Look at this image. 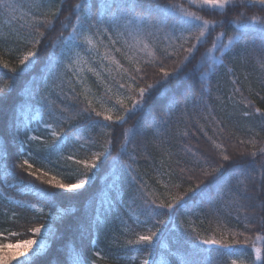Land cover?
I'll return each instance as SVG.
<instances>
[{
  "label": "snow or ice",
  "instance_id": "snow-or-ice-1",
  "mask_svg": "<svg viewBox=\"0 0 264 264\" xmlns=\"http://www.w3.org/2000/svg\"><path fill=\"white\" fill-rule=\"evenodd\" d=\"M97 2L99 7L95 13L91 10V0H85V3H77L72 9V13L61 21L59 19L62 14L61 6L65 4V0H59V5L56 7L52 6L51 0H41L40 3L30 5V11L22 13L19 18L15 17V13L19 9L14 0H0V13L9 17L6 22L8 32L5 33L0 29V39L5 41L13 39L26 46H31L19 60V63L24 65V69L21 71L30 69L39 60L37 46L46 39V32L41 29L51 32L56 29L57 22L60 24L59 34L49 41L51 52L41 77L43 89L32 92V96H39L41 102L42 110H37V116L42 120L44 110H46L56 122L55 124L44 123V128L51 130L52 143L47 145V150L50 153H59L73 138L76 143L82 139L76 135L72 128L68 131H64L63 128L57 131L56 128L59 125L65 123L71 125L72 121L79 118L85 119L88 128H95L101 124L105 128H111L113 124H126L129 114L140 111L146 106L145 97L146 94L150 95L151 90L159 87L167 88L170 81L173 80H190L206 64L209 65L210 71H214L219 66L227 67V57L235 55L241 44L246 45L249 36L260 39L258 47L262 55L257 57V63L262 72L259 86L260 90L264 91V16L249 15L246 11L248 8L257 7L264 10V0H188L191 7L225 17L220 20L207 19L198 12L186 8L182 3L161 4L159 0H97ZM45 6H47L46 10L40 11ZM31 9H36V14H33ZM237 9L244 10H240L237 15L228 19L227 13ZM73 15L74 22L70 23ZM15 19L23 21L17 28L12 27ZM225 23L234 26L233 33L229 35L224 31L216 32L211 47L200 54V59L195 67L185 73L184 69L192 60L196 59L199 48L207 44L215 29L222 28ZM65 31H67V35L64 34ZM248 51L249 49L245 48V52ZM121 60L125 61L129 67H125ZM166 61H171V65H166ZM3 68H9L7 62L3 63ZM228 70L233 73V84H238L239 81L235 77L234 70L231 67ZM10 71L16 73L17 70L11 68ZM150 73L153 79L151 83H147ZM181 73H184L183 76ZM89 74L100 83H104V75L116 81L118 89L128 93L132 100L131 107L127 106L124 100L119 98L118 94L107 85H105L104 95L95 97L87 82ZM202 75L206 79L209 73ZM125 76L132 82L131 84L120 82ZM141 82H143V86L135 87ZM65 84L72 86L70 94L63 92ZM77 85L81 89L79 92L76 91ZM208 90L202 87V91ZM3 91L4 89L0 88V93ZM233 91L234 93L239 92L241 96L240 101H236L233 96L228 97L233 105L241 103L250 109V111L243 112L245 118L250 119L258 113L261 117L260 127L264 128V110L255 107V101L249 96H244L239 87L234 88ZM249 93L251 95V88ZM255 95L264 100V96H261L260 92H256ZM112 97H116L114 102ZM56 100L68 102L69 106L57 110ZM109 103H113V108L107 107ZM97 104L101 110H97L95 106ZM113 109H120L123 114L113 116L111 114ZM233 115L229 114V118H232ZM213 121L216 125L213 131L218 134L219 140L207 136V132L201 125L199 130L207 137L210 149L204 155L187 149L191 153L190 163L193 166L180 167L179 172L176 173V179L179 181H184L185 175L189 174L187 175L188 182L192 183L194 175L198 182L181 192L183 184L173 182L171 177L175 170H170L166 173L169 176V182L163 185L165 189L163 195L167 201L165 202L154 191H149L147 182L139 179L138 174L132 175L133 183L129 203L125 204L124 190L119 189V204L128 211L130 218L137 225L164 224V221L158 220L157 217L166 212L167 222L174 228L183 225L185 239L203 251H208L203 247L207 245L218 246L227 253L243 252L249 245V237L243 232L233 233L234 237L243 236V240L233 239L230 242H225L218 239H201L200 234L195 231V221L192 218L177 224V218L182 211H194L204 204L209 205L206 212L219 219V210L215 203L218 198L222 199L219 196L220 187L236 177L235 188L234 190L229 189L230 200L225 207H234L238 213H243L245 229H251L257 225L264 229V214L257 215L255 211H248L250 208L264 211V141L260 142L259 147H257L255 137L247 142L243 140L232 142V135L226 132L227 125L222 127L221 122L216 121L214 117ZM106 122H112V124ZM27 126L26 124L25 127ZM131 131L132 129L125 130V139L120 144L119 153L114 158V163L119 159L120 153L128 152V145L131 142L128 133ZM136 132L140 134V129L137 128ZM182 135L187 136L188 133L183 132ZM257 135L259 134L257 133ZM39 139V137H29V141ZM25 143L26 141L20 140L22 147ZM246 143L251 145L252 151L240 150V146ZM80 146L84 147L83 144ZM102 149V151L91 152L90 161L88 159L76 160L74 155L60 157V159L82 166L81 168H70L66 172L68 177H75L74 182L65 183L55 176L49 178L47 172L37 175L32 171L29 173L31 176L49 185L50 188H35L34 185H25V188L35 189L36 195L48 203H54L56 198L65 195H81L82 191L87 190L85 186L90 185V181L95 175L93 169H97V162L101 160V157L110 154L112 141H106ZM230 151L232 155L228 154ZM31 154V152L27 153L29 156ZM225 162L229 164L228 168H225ZM25 165H28L29 169L31 168L28 160H23L15 167L23 169ZM177 165L179 167V162ZM125 168L129 170L130 175L135 172L131 164H125ZM209 177L213 179L204 183V180ZM113 186L115 187V185ZM173 189L177 194H172ZM214 191L217 193L215 197L213 196ZM137 201L139 202L137 208L133 209L131 205L136 204ZM15 203L23 204L24 202L15 201ZM105 203L108 205L107 211L116 207L115 200H102L101 206ZM27 207L40 212L44 210L43 207H38L36 204H30ZM141 214L144 216L143 220L140 219ZM15 215L13 213V217ZM52 219L54 220L56 217L53 216ZM94 219L97 226L102 223L99 210H97ZM235 219L240 221V215L238 214ZM77 227L78 230L83 231L79 226ZM42 230L47 236L51 231V223L31 228L29 232L40 235ZM128 230L125 229V231ZM148 231L150 234L138 235L137 239H129L126 244L153 249L155 247L152 243L153 238L160 239L157 235L159 229L152 231L149 228ZM91 243L93 247L96 246L95 240H92ZM35 245H39V247L35 251H31L29 246ZM21 246L29 250H5L7 248L20 249ZM44 247L45 240L43 238L24 240L15 246L0 244V264H10V261L13 260L16 264H32L33 257L43 251ZM259 253L260 249H256V259H260ZM94 255L99 257L100 253L96 252ZM68 264H87V262L82 252L73 246L69 250ZM143 264H160V262L153 258L151 262L145 259ZM184 264H199V262L185 261ZM231 264H237V261L232 260ZM253 264H256L255 259Z\"/></svg>",
  "mask_w": 264,
  "mask_h": 264
},
{
  "label": "trees",
  "instance_id": "trees-1",
  "mask_svg": "<svg viewBox=\"0 0 264 264\" xmlns=\"http://www.w3.org/2000/svg\"><path fill=\"white\" fill-rule=\"evenodd\" d=\"M14 2L19 9L15 13V17L19 18L22 13L30 11V5L40 3L41 0H14ZM51 2L53 7L59 5V0H51ZM77 3H85V0H65V4L61 6L62 14L59 19L63 21L66 16H69ZM159 3H182L186 8L196 11L210 20L225 18L220 14L191 7L188 0H159ZM46 7L40 9V11L46 10ZM98 7L97 0H91L92 12L95 13ZM240 10L244 9L229 11L227 18L231 19ZM31 11L33 14L37 12L36 9H31ZM246 11L249 15L264 16V10L258 7L248 8ZM8 19L9 17L6 14L0 13V29L5 33L8 32L6 24ZM69 22H74V15ZM21 23H23L22 20L15 19L12 27L17 28ZM41 30L46 32V39L42 40L41 45L37 46L39 60L34 66L25 71H21L24 69V65H21L19 60L22 54L28 51L31 46H26L22 42L13 39L7 41L0 39V88L4 89L0 93V244L2 242L6 243L7 240L13 242L28 240L35 236L29 232V229L50 222L52 228L50 245L45 252L33 257L32 264H68L69 250L73 246L76 250L82 252L87 264H93V262L94 264H143L145 259L151 257L157 260L160 254H164L165 258L171 259L174 264H179L175 256H180V258L182 257L189 262L198 261L199 264H231V253L225 252L218 246H203L208 251L196 248L190 241L185 239L183 225L174 228L173 225L167 222L166 212L157 217L158 220H163L164 224L137 225L130 218L128 211L120 206L118 190H124L123 199L125 204H128L133 183L131 177L138 174L139 179L147 182L149 191H154L162 200L167 202L163 195L165 193L163 185L169 182V176L166 173L173 169L175 172H173L171 178L173 182L183 184L180 189L181 192L193 186L195 182H198L195 175L192 183H190L187 180L189 174L185 175L184 181H179L176 179V173L179 172L180 167L193 166L190 163L192 160L191 153L187 149L199 152L201 155H204L210 149L207 137L199 130L201 125L207 132V136L219 140L218 134L213 131L216 127L213 117L216 121L221 122L222 127L227 125L226 132L232 135V142L238 140L247 142L255 137L257 147L260 146V142L264 141V128L260 127L261 117L259 114H254L250 119L245 118L243 112L250 111V109L241 103L234 106L233 102L228 99L229 96H233L236 101H240V93H234L233 91L234 88L239 87L244 96H249L250 99L255 101V107L264 110V100L255 95L256 92H260V95L264 96V91H261L259 86L262 72L257 63V57L262 55L258 47L260 39L249 36L246 45L241 44L235 55L227 57V67L219 66L214 71H210L209 65L206 64L190 80H173L170 81L167 88L159 87L151 90L150 95L146 94L145 97L147 100L146 106L140 111L129 114L126 124H113L111 128H105L101 124L95 128H88L85 119L79 118L72 121L71 125L67 123L59 125L56 128L57 131H60L61 128L64 131L72 128L76 135L82 138L79 143H76L73 138L60 151V157L74 155L76 160L88 159L90 161L91 152L102 151V146L108 140L112 141V149L110 154L101 157V160L97 162L98 170L93 169L95 175L90 181V185L85 186L86 191H82L79 196H61L56 198L54 203H48L41 200L36 193L17 191L16 185L11 186V184L20 183L34 185L35 188H50L49 185L31 176L29 173L32 171L36 172L37 175L47 172L49 178L55 176L65 183L74 182L75 177H68L66 172L70 168L82 167L60 159V157L54 161L50 160L43 163V160L32 161L29 159L30 156L27 155L30 152L29 142L26 140V134L23 131L25 125H22L24 122H22V117L20 118V111L29 102H32L35 108L41 104L38 100L39 96H32V92L43 89L41 77L48 55L51 52L49 41L59 34L60 24L57 22L56 29L51 32L46 29ZM220 31L231 35L234 26L225 23L222 28L215 29V32L209 37L208 43L199 48L196 59L192 60L184 69L185 73L195 67L200 59V54L211 47L215 33ZM64 34L67 35V31ZM245 48L249 49L247 53ZM117 58L119 59V57ZM4 62H7L9 68H3ZM121 63L125 67H129L125 61L121 60ZM165 63L168 66L171 65V61ZM229 67L234 70L235 77L239 81L238 84H233V73L229 72ZM11 68H16V73H12ZM203 73H209L206 79L203 77ZM183 74L181 73V76ZM152 79L150 73L147 83H151ZM120 82L132 83H129L126 76ZM140 86H143V82L135 85V87ZM71 87V85L65 84L63 92L70 94ZM202 87L209 90L202 91ZM250 88L252 90L251 95L249 93ZM78 90L80 91L79 87L76 86V91L79 92ZM53 99H55L54 96ZM131 103L132 100L127 96L126 105L131 107ZM68 106V102L56 100L57 110ZM121 114H123L121 110L117 109L114 116ZM229 114L234 115L229 118ZM44 123H56L46 110H44L42 120L30 121V124H32L30 127L34 130V134L40 138L38 141H45L46 144L52 143V140L48 139L49 129L44 128ZM106 123L112 124V122ZM137 128L140 129V134L136 132ZM15 129L19 135L16 138L12 135V131ZM126 129H132L128 133V138L131 141L128 145V152L120 153L119 159L114 163V158L119 153L120 144L124 142ZM183 132H187L188 135H182ZM20 140L26 141L23 147ZM81 144L84 147H81ZM240 150L252 151V147L246 143L240 146ZM228 154L232 155V152L230 151ZM23 160H28V164L31 165L30 169L28 165H25L23 169L15 167ZM177 162H179V167ZM125 164H131L135 172L130 175L129 170L125 168ZM224 166L228 168L229 164L225 162ZM225 176H227V173H225ZM212 179V177H209L204 180V183H208ZM235 185L236 177H233L229 183L222 184L220 187L219 196L222 199L218 198L215 203L219 210V219L215 215L206 212L209 205L204 204L194 211H182L177 218V224H180V221L192 218L195 221V231L200 234L201 239H218L225 242H230L233 239L243 240V236L234 237L233 235L234 232H243L249 237V245L246 246L245 251L255 246L259 247L261 249V259L256 264H264V229L258 225L251 229H245L243 213H238L234 207H225L230 200L229 189L234 190ZM33 190L35 191V189ZM172 194H177L175 189L172 190ZM9 196H14L27 204H17L15 201L10 200ZM213 196H217L215 191ZM106 197L116 201V207L111 211H107L108 205L106 203L101 206V201L105 200ZM32 202H42L43 212L27 207L28 203ZM138 203L137 201L131 207L133 209L137 208ZM97 210L100 212L102 221L99 226L96 225L94 219ZM248 211H255L257 215L264 214V211L258 208L254 210L250 208ZM13 213L16 214L15 217H13ZM238 214L241 217L240 221L235 219ZM53 216L56 219L53 220ZM140 219H144L142 214ZM77 226L83 231L78 230ZM126 228L129 230L125 231ZM149 228L152 231L159 229L157 235L160 239L153 238L152 243L155 245L153 249L126 244L127 240H135L138 235L150 234ZM92 240L96 242L95 247L92 246ZM96 252L100 253L99 257L94 255ZM10 264H16L15 260L10 261ZM239 264L243 263L239 262Z\"/></svg>",
  "mask_w": 264,
  "mask_h": 264
},
{
  "label": "rangeland",
  "instance_id": "rangeland-1",
  "mask_svg": "<svg viewBox=\"0 0 264 264\" xmlns=\"http://www.w3.org/2000/svg\"><path fill=\"white\" fill-rule=\"evenodd\" d=\"M95 67V65H93ZM115 75V72L113 73ZM104 79V83H100L99 81L96 80L95 77L91 76L90 74L88 75V85L91 87L92 92L95 94V97H102L104 95L105 92V85H107L108 87H111L113 89V92L117 93L119 98L123 99L125 104H126V99L128 96V93L118 89L117 83L116 81L110 79L107 75L103 76ZM129 81V80H128ZM129 83H131V81H129ZM78 86V85H77ZM79 87V86H78ZM80 89V88H79ZM79 91V90H78ZM81 91V89H80ZM34 98V97H33ZM137 99H139V97H136ZM116 99V97H112V100L114 102V100ZM39 100V97H38ZM40 101V100H39ZM37 101V102H39ZM97 107L98 110L100 109V106L97 104L95 105ZM37 108H35L32 105V102H29V104H26L20 111V118L22 117V122H24L22 125H28L27 128H23L24 133L26 134V140L29 142L28 143V147H29V151L32 153L30 158L32 161H41L43 160V163L45 161H50V160H56L60 157V152L59 153H50L47 150V145L51 144V143H45L44 142H40L38 140H31L29 141V137H38L34 134V130H32V127H30V121H35V119H40L37 116V110H42L41 108V104L36 106ZM107 107L109 108H113V103H109L107 104ZM117 109H113L112 111V115L114 116V114L116 113ZM122 112V110H121ZM12 135L16 138V136L19 137L18 135V131L16 132V129L14 131H12ZM48 139L52 140V136H51V130H48ZM47 164V163H46ZM16 185V189L17 191H21V192H32V193H36V191H34L33 189H29V188H25V185L17 183V184H11V186ZM10 200L12 201H22L18 198H15L14 196H9L8 197ZM107 199V197L105 198V200ZM24 202V201H22ZM23 204H27L26 202H24ZM30 204H36L38 205V207H44L42 202H36V203H28V205ZM52 229V228H51ZM52 235V230L50 231V233L45 236L44 235V230H42L40 235H35L34 237L30 238V239H36V240H40V239H44L45 240V247L43 249V251H41L38 254H41L43 252H45L47 250V248L50 245V237ZM27 240V239H25ZM21 241L24 240H19V241H10L7 240L6 243L2 242L1 244L4 245H17L18 243H20ZM1 242V241H0ZM31 251H35L37 247H39V245H35V246H29ZM256 249H260L259 247L255 246L252 247L251 249L244 251V252H235V253H231L230 255V259L231 260H236L237 264H239V262L243 263V264H253V260H256V263H258L261 259V249H260V259H256ZM29 249L24 248V246H21L20 249H15V248H7L6 251H28ZM176 255V254H175ZM176 260L178 261L177 263L179 264H184V262L186 261V259L184 258H180V256H175ZM153 257L149 258L148 260H152ZM157 261L160 262V264H174V262L169 259V258H165L164 254H160V256L158 257Z\"/></svg>",
  "mask_w": 264,
  "mask_h": 264
}]
</instances>
